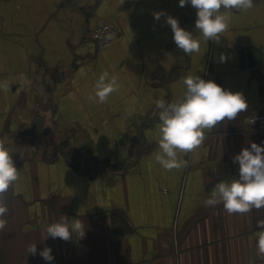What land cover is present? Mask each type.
Returning a JSON list of instances; mask_svg holds the SVG:
<instances>
[{
    "label": "crops",
    "instance_id": "obj_1",
    "mask_svg": "<svg viewBox=\"0 0 264 264\" xmlns=\"http://www.w3.org/2000/svg\"><path fill=\"white\" fill-rule=\"evenodd\" d=\"M160 11L192 32L199 53L177 47ZM196 11L179 0H0V138L20 173L5 194L0 264H264V208L230 215L205 204L216 183L238 178L234 156L264 147L245 128L264 112V0L233 10L219 43L195 28ZM102 20L123 27L106 48L87 37ZM105 71L118 90L101 104L88 97ZM195 74L242 93L248 108L167 171L155 159L156 101L182 99ZM62 216L82 220L84 237L43 240Z\"/></svg>",
    "mask_w": 264,
    "mask_h": 264
},
{
    "label": "clouds",
    "instance_id": "obj_2",
    "mask_svg": "<svg viewBox=\"0 0 264 264\" xmlns=\"http://www.w3.org/2000/svg\"><path fill=\"white\" fill-rule=\"evenodd\" d=\"M191 5L196 9L195 28L203 39L219 43L228 31L233 10L247 11L253 7V0H179V6ZM156 20L165 17V23L171 27L173 41L186 55L199 53L200 41L192 32L180 27L176 18L160 11L154 12ZM113 39V34L106 37ZM226 57L221 54V62ZM185 91L182 99L175 102L163 99L156 101L159 110V151L156 161L167 171L188 166L183 155L195 152L206 140V130H212L218 124L234 120L238 114L248 108L242 93L222 88L213 80H204L198 75H188L183 79ZM118 90V78L107 71L101 74L93 85L94 95L90 100L106 103L110 95ZM7 138H0V231L7 224L4 219L8 208L4 203L9 188L19 179L20 173L14 163L12 153L6 147ZM233 163L239 164V176L231 181L216 183L206 206L223 204L228 214H248L253 209L264 208V147L251 143L234 156ZM258 227L264 229V221H258ZM86 226L82 220L68 222L66 216L46 226L47 238L69 241L73 234L80 238L85 235ZM258 255L264 257V230L258 234ZM28 254H37L36 244L28 246ZM39 255L48 262L54 260L52 249L44 247Z\"/></svg>",
    "mask_w": 264,
    "mask_h": 264
},
{
    "label": "built area",
    "instance_id": "obj_3",
    "mask_svg": "<svg viewBox=\"0 0 264 264\" xmlns=\"http://www.w3.org/2000/svg\"><path fill=\"white\" fill-rule=\"evenodd\" d=\"M123 32V27L110 20L100 21L88 33V38L95 43L98 48H106L111 45L112 41ZM113 34L112 40H107L106 37ZM247 130L259 132L264 139V112L250 115L245 123Z\"/></svg>",
    "mask_w": 264,
    "mask_h": 264
}]
</instances>
